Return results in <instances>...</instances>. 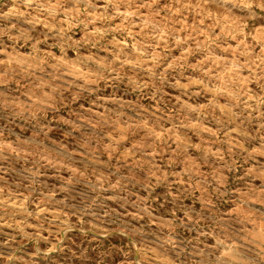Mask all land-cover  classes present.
I'll list each match as a JSON object with an SVG mask.
<instances>
[{
  "label": "rangeland",
  "instance_id": "1",
  "mask_svg": "<svg viewBox=\"0 0 264 264\" xmlns=\"http://www.w3.org/2000/svg\"><path fill=\"white\" fill-rule=\"evenodd\" d=\"M0 264H264V0H0Z\"/></svg>",
  "mask_w": 264,
  "mask_h": 264
}]
</instances>
